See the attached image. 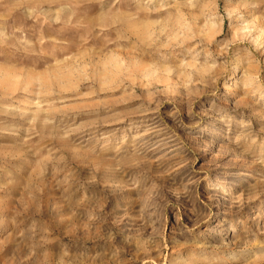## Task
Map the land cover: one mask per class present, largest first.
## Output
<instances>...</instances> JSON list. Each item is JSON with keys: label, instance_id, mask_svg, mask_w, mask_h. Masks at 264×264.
I'll return each instance as SVG.
<instances>
[{"label": "rangeland", "instance_id": "rangeland-1", "mask_svg": "<svg viewBox=\"0 0 264 264\" xmlns=\"http://www.w3.org/2000/svg\"><path fill=\"white\" fill-rule=\"evenodd\" d=\"M0 264H264V0H0Z\"/></svg>", "mask_w": 264, "mask_h": 264}]
</instances>
